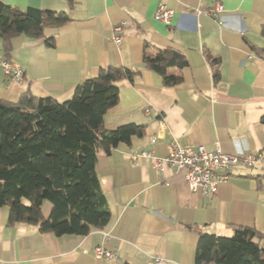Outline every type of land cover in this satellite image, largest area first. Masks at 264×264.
<instances>
[{
  "label": "crops",
  "instance_id": "crops-1",
  "mask_svg": "<svg viewBox=\"0 0 264 264\" xmlns=\"http://www.w3.org/2000/svg\"><path fill=\"white\" fill-rule=\"evenodd\" d=\"M0 1L69 17L45 27L42 38H12L10 58L24 70L21 81L2 67L0 38V99L17 101L30 90L63 101L101 67H129L139 74L119 83V102L105 114V125H145L142 137L98 156L111 206L105 228L55 236L33 224L9 223V207H0V264H152L153 257L196 264L198 231L232 236L236 226L259 231L264 248V164L234 167L228 181L207 194L191 191L182 170L160 172L140 155L145 150L164 156L173 141L220 147L228 154H264V55L258 51L264 47V0H166L174 9L170 23L154 18L160 0ZM218 4L223 11L214 16L211 9ZM120 23L122 39L116 43L113 29ZM158 49L185 56L187 65L168 68L182 76L180 83L165 85L161 74L144 64L145 53ZM50 211L44 203V216ZM97 245L116 257H96Z\"/></svg>",
  "mask_w": 264,
  "mask_h": 264
},
{
  "label": "trees",
  "instance_id": "trees-1",
  "mask_svg": "<svg viewBox=\"0 0 264 264\" xmlns=\"http://www.w3.org/2000/svg\"><path fill=\"white\" fill-rule=\"evenodd\" d=\"M68 20L63 13L0 1L4 59L11 60L12 38H42L45 27ZM261 33L264 37V24ZM46 42L53 46V37ZM258 51L264 55V47ZM144 64L171 86L182 76L168 68H182L187 60L176 50L158 49L155 55L145 53ZM138 74L110 65L80 82L63 101L30 90L17 101L0 99V207H9V223L33 224L55 236H82L107 226L111 206L97 171L98 156L142 137L145 125L129 122L107 128L104 116L119 102V83L133 82ZM219 76L217 70L215 81ZM46 202L51 206L48 217L43 213ZM198 232L196 264H264V248L257 241L262 235L253 227L236 226L232 236Z\"/></svg>",
  "mask_w": 264,
  "mask_h": 264
},
{
  "label": "built area",
  "instance_id": "built-area-1",
  "mask_svg": "<svg viewBox=\"0 0 264 264\" xmlns=\"http://www.w3.org/2000/svg\"><path fill=\"white\" fill-rule=\"evenodd\" d=\"M211 10L214 16H218L223 11V5L218 4ZM173 16L174 9L168 6L166 0H160L154 18L170 23ZM123 27L124 23H120L113 29V39L116 43L121 42ZM1 64L6 74L11 75L13 80H23L25 73L19 63L3 59ZM153 142H156V139H153ZM140 155L151 158L153 166L160 172H164L167 167L182 170L183 179L191 191H201L207 194H215L218 185L228 181L234 167L264 164V154L261 152H250L244 155L228 154L223 152L220 147L208 150L205 145H181L177 141L170 144L169 151L164 156L154 155L145 150ZM104 236L108 238L109 233L105 232ZM94 252L96 257L100 259L116 257L115 252L103 245H97ZM151 263L167 264V261L161 257H153Z\"/></svg>",
  "mask_w": 264,
  "mask_h": 264
},
{
  "label": "rangeland",
  "instance_id": "rangeland-1",
  "mask_svg": "<svg viewBox=\"0 0 264 264\" xmlns=\"http://www.w3.org/2000/svg\"><path fill=\"white\" fill-rule=\"evenodd\" d=\"M13 61V60H12ZM15 62V61H14Z\"/></svg>",
  "mask_w": 264,
  "mask_h": 264
}]
</instances>
